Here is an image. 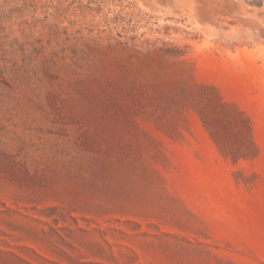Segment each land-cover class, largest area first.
<instances>
[{"label": "rangeland", "instance_id": "1", "mask_svg": "<svg viewBox=\"0 0 264 264\" xmlns=\"http://www.w3.org/2000/svg\"><path fill=\"white\" fill-rule=\"evenodd\" d=\"M0 264H264V0H0Z\"/></svg>", "mask_w": 264, "mask_h": 264}]
</instances>
